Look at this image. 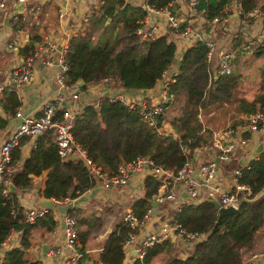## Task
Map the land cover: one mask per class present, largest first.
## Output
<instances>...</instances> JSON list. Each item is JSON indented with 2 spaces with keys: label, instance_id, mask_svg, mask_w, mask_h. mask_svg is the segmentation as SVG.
<instances>
[{
  "label": "trees",
  "instance_id": "trees-1",
  "mask_svg": "<svg viewBox=\"0 0 264 264\" xmlns=\"http://www.w3.org/2000/svg\"><path fill=\"white\" fill-rule=\"evenodd\" d=\"M170 1L147 0L157 8ZM228 2L200 0L199 9L211 18ZM240 3L244 12L258 6L257 0H240ZM260 7L264 11V5ZM145 15L146 10L140 4L131 5L124 0L104 3L82 29L68 37L65 52L67 81L77 83L83 79L81 91L104 77H112L130 90L155 86L174 61L176 44L166 35L153 40L142 39L136 33V26ZM25 46L28 50L25 54L31 53L33 46ZM241 79V74L235 70L216 79L211 76L206 46L195 41L184 51L173 81L168 83L173 100L165 104L166 113L159 116L157 126L161 131L147 127L137 109L110 100L108 96L101 97L97 104L83 105L80 112L73 109L71 131L92 161L108 175L117 172L118 163L139 156H148L155 164L176 173L185 161V148L195 146L201 138L200 110L233 103L236 113H264V87L252 98H235ZM261 82H264V70ZM10 97V103L16 105V96L11 93ZM53 118L60 119L61 110H57ZM6 124L7 119L0 116V128ZM26 140L20 138L12 150L13 160H22L19 171L10 178L16 189L29 186L32 177L43 172L45 179L38 196L45 198L75 199L98 183L83 159L60 157L53 129L38 135L35 144L23 156ZM238 180L250 186L251 195L249 199L241 200L234 213L219 216L214 204L206 199L183 200L180 208L173 212L172 219L187 230L204 233L201 240L186 248L185 255L179 251V244L167 237L148 246L143 257L134 258L132 264H242L244 251L254 248L264 230V191H261L264 188V150L241 168ZM160 185V179L147 173L143 195L130 203L135 217L143 218ZM16 206V190L4 194L0 185V243L12 229L21 232L20 244L5 252L2 264H38L26 256L32 231L37 226L50 229L55 220L47 213L35 223L26 222L22 208L15 215L11 214ZM68 211L77 217L78 229L87 222L86 217H78L79 208L70 207ZM97 223L98 219L91 217L87 226ZM130 231L129 223L121 218L108 233L98 259L92 264H121L125 255L123 241ZM88 234L89 229L79 230L78 249L83 252L79 261L85 256Z\"/></svg>",
  "mask_w": 264,
  "mask_h": 264
},
{
  "label": "built area",
  "instance_id": "built-area-1",
  "mask_svg": "<svg viewBox=\"0 0 264 264\" xmlns=\"http://www.w3.org/2000/svg\"><path fill=\"white\" fill-rule=\"evenodd\" d=\"M66 1L56 0L59 21H62L66 14ZM107 1L88 0L85 4L84 13L79 16L77 22L71 28V34L82 29L88 19L100 10L101 6ZM25 2L26 0H0V20L6 19L12 33L11 40L5 43L8 50H17L22 41L26 18L19 17L16 7L18 3H22V6L25 5ZM8 3H14L16 7L8 5ZM144 3L146 5V15L138 20L136 33L146 40H153L161 35H166L168 40L173 41L176 46L178 39H188L193 43L201 41L206 46V62L209 65L211 76L218 77L230 73L234 59L238 55L254 52L264 54V30L248 36L240 30H235L233 33L234 41L228 49L218 47L215 33V27L222 28L228 24L233 11L239 13L244 24H252L259 19H264V11L260 6H255L244 12L240 0H229L217 15L207 18L199 9L200 0H171L167 5L159 8L150 5L147 0H144ZM24 12L36 17L37 5L33 7L25 6ZM149 13L153 16H149ZM157 18H160V20H157ZM68 34L71 35L70 32ZM67 44L68 41L63 46L57 47L51 41H42L41 39L34 46L33 51L23 55L21 59L12 64L6 74L7 84L20 86L30 83L34 78L35 63L41 61L45 65L55 67L57 90L55 95L44 103L42 113L39 116L24 115L20 108L15 109V116L21 117L22 120L0 145V185L4 194L11 190L9 188L10 178L20 166L19 161L12 158V150L18 144L20 138L25 135L35 137L49 129H53L57 152L62 159L72 157L83 159L98 183L111 189L127 185L132 173L148 171V173L161 180L160 186L165 183L168 185L167 189L164 190H160L161 187H159L154 199L158 202L174 201L173 211L178 210L183 202L180 191L176 186L185 192L187 199L200 201L201 199L211 198L217 200L222 206H233L237 209L242 199L250 198V186L238 180L241 168L246 163L234 168L232 184L225 186L215 179L218 165L213 156L215 155L219 160L227 161L232 153L248 144L249 137L244 135L245 131H254L258 134L264 133V113L261 111L244 114L235 118L236 123L231 122L217 129L203 125L199 142L193 147L185 148V161L176 173L164 168L161 164H155L148 156H139L130 161L118 163L117 172L113 175L103 172L88 156L86 149L74 139L71 131L75 112L66 104L64 94L71 91L77 83H69L66 79L67 62L65 52ZM167 69L164 70L162 78ZM170 81H173V79H163L161 100L159 101L148 98L142 93L143 91L129 93L127 90H116L114 93L101 95V91L108 89V85L115 86L118 84V81H115L112 77H104L97 82L88 84L86 91L89 94L94 93V91L99 93V100L103 96H108L110 100H117L128 108L137 109L147 127L158 130L159 116L165 113V104L173 100V95L168 91ZM3 87L4 83L2 82V84L0 83V89ZM72 94H77V92ZM57 110H61L60 119L53 118ZM76 110V112L81 111ZM202 153H207L210 156L204 160L200 167L202 179L199 181L193 174L192 157L202 155ZM51 200L53 203L72 201L70 207L74 205V200L68 197L64 199L51 197ZM19 208H22L24 220L29 223H35L38 218L44 217L48 211L46 206L36 207L30 205L23 208L17 199V206L12 208L11 214L15 215ZM152 210L153 206L149 207L142 219L134 216L130 205L122 212L121 218L127 221L131 228L128 237L123 241L124 253H129L134 247L136 250L135 258L141 259L148 246L161 242L167 237L171 238V234L175 235L176 240L182 243L183 250L187 252V247L204 237L202 232L187 230L181 223L172 219V215L168 217L169 220L158 228H153L145 235H139L140 226ZM61 219L64 233L63 244L51 247L46 251L49 263L42 259L38 264H74L82 257L83 252L78 249L80 241L77 217L67 210L61 214ZM14 230L12 229L7 236ZM5 245L6 238L0 243L1 255H4L6 251ZM242 264H249V262L245 261Z\"/></svg>",
  "mask_w": 264,
  "mask_h": 264
},
{
  "label": "crops",
  "instance_id": "crops-1",
  "mask_svg": "<svg viewBox=\"0 0 264 264\" xmlns=\"http://www.w3.org/2000/svg\"><path fill=\"white\" fill-rule=\"evenodd\" d=\"M87 1L88 0H67L65 3L66 14L64 15L62 21H59L60 19L58 17L56 0H26L25 5H21V10H19L20 3L17 4V7L14 3H8V5L16 7L20 18L26 19L22 41L17 50H8L6 48L5 43L6 41L11 40L12 33L6 23V19L0 20V83H4V87L0 89V116L7 119V124L3 128H0V145L22 120L21 117H16L14 114L17 107L21 109L24 115H30L33 117L39 116L42 113L44 103L53 97L57 90L54 66L45 65L41 61H37L34 66L33 80L30 83L20 86L7 84L6 74L8 70L12 64L21 59L23 55H27L25 53H27L28 50L26 49V46L24 47L26 44H30L34 49V46H36L41 39L42 41H51L57 47L63 46L67 43L68 37L70 36L68 32L71 34V28L74 26L75 22H77L79 16L84 13ZM124 1L131 5H138L142 0ZM257 3L258 6H262L264 5V0H257ZM35 5H37L36 17L24 12L25 6L33 7ZM235 13L236 12L234 11L232 12L227 25L222 28L215 27L216 41L220 49H228L231 46L234 41L233 33L235 30H240L247 36L257 34L264 30V19H259L252 24H244L242 19H240L241 17L239 13ZM149 16L153 15L149 13ZM157 20H160V18H157ZM192 43L193 42L188 39L177 40L175 59L168 67L163 78H161L155 86L131 91L130 89L122 86L121 82L118 81V84L115 86L108 85V89L102 90L100 94H105L104 91L106 90L109 94L114 93L116 90H127L129 93L143 91L142 93H144V95L148 98L156 101L161 100L163 79H173V75L176 74L178 70V64L181 56L186 48L191 46ZM248 54L262 55L263 53L254 52ZM239 56L240 55L234 59V67L238 63ZM11 93L16 96V105H12V103H10L11 101H9ZM98 94L99 93L95 91L94 93L89 94L86 90L79 91L77 94H72V91H67L65 92L64 97L66 104L69 105L71 110H81L82 106L85 104H97L99 101ZM222 106L223 105L220 104L212 107L209 109V113L211 114L214 111H217V109ZM232 114L233 115L231 117L230 114H228L225 118L227 120L223 124L226 125L231 122L236 123L237 120L235 118L244 115L236 113L235 109L232 111ZM231 119L233 120L230 121ZM203 125L211 127L216 126V124L213 123H203ZM244 135L249 137L248 144L232 153L229 160L223 161L217 159L215 155L213 156V159H215L218 165L215 179L225 186H230L232 184L233 170L235 167L240 165V160L243 159L244 162H248L251 158H255L259 152L256 148L259 145H264V133L258 134L257 132L248 130L245 131ZM37 137L38 136L32 137L29 135H25V137L23 136V138H27L23 147V156L27 155L31 146L35 144ZM209 156L210 155L207 153H202V155L200 154L199 156L192 157V166L194 168L193 174L199 181L202 179L200 167L202 166L204 160ZM18 161L21 163L22 160ZM228 161L233 162L231 169H228L226 166ZM222 166H224L225 169ZM19 169L20 166L17 170L19 171ZM147 173L148 171L132 173L129 183L116 189H111L97 183L93 187L87 189L82 195L73 199L74 205L72 207L80 209L78 217L84 216L87 221L85 224L80 225L79 230L89 229V234L85 243V256L81 261L78 260L74 264H92L93 260L98 259L108 233L121 220L122 212L129 207L130 203L134 199L143 195V181ZM44 179L45 172L33 176L29 186L14 189L17 192V199L23 208L30 205L40 207L43 206L40 204L42 199L51 200V198L38 196V190L42 187ZM167 186L168 185L165 183L163 186H160V190L167 189ZM176 188L180 191L182 201L186 200L187 198L185 195H182L183 191H181V188L178 186H176ZM71 203L72 201H63L61 203H53L52 207H48L47 213H51L53 216L55 220L54 224L50 229H46L44 226H37L33 229L31 245L26 252L27 257H30L32 260H36L38 262L42 259L46 260L47 263L50 262L46 257V251L51 247H57L63 244L64 233L62 229L61 214L70 208ZM173 204L174 201L158 202L155 207V211L153 208L151 214L140 226L138 234L145 235L153 228L156 229L169 220L168 217L174 212ZM91 217L98 219V223L97 225L93 224L88 228L87 223ZM20 237L21 232L18 230H14L10 233V235L6 237V251L18 246L20 244ZM174 242L179 244V251L182 255H185L186 252L181 247L182 243L178 240H175ZM44 245H46L45 248L43 247ZM5 252L4 255L0 254L1 264L4 260ZM255 254L256 256H254ZM135 255L136 250L133 247L129 253H125L121 264H132ZM245 261L249 262V264H264V230L262 235L257 238L254 248L244 251L243 262Z\"/></svg>",
  "mask_w": 264,
  "mask_h": 264
},
{
  "label": "rangeland",
  "instance_id": "rangeland-1",
  "mask_svg": "<svg viewBox=\"0 0 264 264\" xmlns=\"http://www.w3.org/2000/svg\"><path fill=\"white\" fill-rule=\"evenodd\" d=\"M231 70H235L239 72L242 76L241 82L240 84H238V87L236 88L235 98L242 97V96L252 98L255 95V93H257L261 89V87H264V82H261L262 70H264V55L263 54L262 55H259V54L258 55H249V54L240 55L238 59V63L236 64L235 67L233 63ZM222 105H223L222 107H219L217 111H214L211 114L209 113V109H211L213 106L204 110L203 112L200 110L199 115H198L199 119L205 124L207 123L216 124L215 127H212L214 129L224 126L225 124L223 123L227 120L225 118L228 116V114H230V117L233 115L232 111L235 109L234 107L235 104L223 103ZM232 120L233 119H231L230 121ZM220 124H223V125H220ZM159 131H161L160 127L158 129V132ZM226 166L228 169H231L233 166V162L228 161ZM222 167L225 169L224 166ZM95 230H98V229H95Z\"/></svg>",
  "mask_w": 264,
  "mask_h": 264
},
{
  "label": "water",
  "instance_id": "water-1",
  "mask_svg": "<svg viewBox=\"0 0 264 264\" xmlns=\"http://www.w3.org/2000/svg\"><path fill=\"white\" fill-rule=\"evenodd\" d=\"M21 5H22V3L19 4V10H21ZM140 5H141L144 9H146V5H145V3H144V0L141 1ZM215 79H216V77H215ZM83 84H84V80H83V79L79 80V81L77 82V85L71 90L72 93H76V92L81 91V86H82ZM104 93L107 94V90L104 91ZM256 150H257V151H262V150H264V145H259V146L256 148ZM217 159H218V158H217ZM245 163H247V162H244L243 159L240 160V165H243V164H245ZM9 188H10L11 190H14V189H15V186L13 185L12 182L9 183ZM182 195H185V192H184V191L182 192ZM206 200L209 201V202H211L212 204H214V206H215L216 209L218 210V215H219V216H222V215H225V214H231V213H234V212L237 211V208H236V207H233V206H222V205H221L217 200H215V199H211V198H209V199H206ZM40 204L43 205V206H46V207H52V206H53V202H52V200H50V199H42V200L40 201ZM151 204H152V206H153V208H154V211H155V207H156V205L158 204V201H157L156 199H152V200H151ZM170 236H171L172 241H175V240H176L174 234H171ZM43 247L45 248L46 245H44Z\"/></svg>",
  "mask_w": 264,
  "mask_h": 264
}]
</instances>
